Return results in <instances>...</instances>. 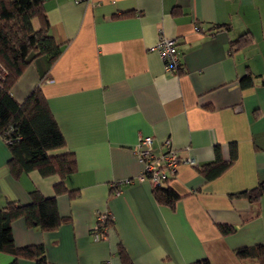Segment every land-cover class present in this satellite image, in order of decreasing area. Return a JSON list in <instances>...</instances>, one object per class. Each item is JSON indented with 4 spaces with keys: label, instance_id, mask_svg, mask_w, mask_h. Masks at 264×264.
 <instances>
[{
    "label": "crops",
    "instance_id": "0c3cea01",
    "mask_svg": "<svg viewBox=\"0 0 264 264\" xmlns=\"http://www.w3.org/2000/svg\"><path fill=\"white\" fill-rule=\"evenodd\" d=\"M42 1L62 52L52 65L36 58L12 95L21 102L42 89L65 141L57 153L74 154L65 185L76 193L56 196L63 222L53 231L12 221L14 247L41 246L45 264H122L120 251L132 264H261L235 252L264 247V193L257 201L238 195L264 181V0ZM160 38L176 41L181 71L165 70L154 49ZM140 136L152 138L156 156L169 141L194 162L179 164L168 182L180 196L172 207L155 200L150 180H138ZM231 146L234 162L205 181L197 168L215 149L227 161ZM9 156L0 138V208L30 203L34 190L53 196L58 177H13ZM101 213L110 221L94 240ZM220 224L234 232L222 235ZM14 262L38 264L0 251V264Z\"/></svg>",
    "mask_w": 264,
    "mask_h": 264
},
{
    "label": "trees",
    "instance_id": "16d2710c",
    "mask_svg": "<svg viewBox=\"0 0 264 264\" xmlns=\"http://www.w3.org/2000/svg\"><path fill=\"white\" fill-rule=\"evenodd\" d=\"M196 30L200 31L198 27ZM245 35L248 34H242L230 42V48L236 49L243 45L247 39ZM175 47L178 53L176 41ZM61 52L62 46L50 33L42 0H0V138L9 150L8 166L12 176L16 178L31 171H37L42 177L59 178L53 186V196L45 197L34 190L30 192V203L10 202L0 208V251L12 252L18 258H35L38 264H45L43 248L29 246L16 249L11 223L21 217L30 227H38L44 231L55 230L63 222L57 211L56 196L68 193L73 197L76 193V190H70L65 185V179L76 170V161L72 152L57 153L65 147L64 137L40 86L34 87L21 102L15 100L12 88L36 58L43 56L52 65ZM182 66L178 62L173 73L181 71ZM249 79V76L242 78ZM230 148V158L227 161L222 160L218 149H215L214 160L197 168L205 181L218 178L234 162L236 152L234 146ZM169 180H165L160 186H154L153 195L158 203L172 207L180 196L168 186ZM263 193L264 181L238 195L257 201ZM109 221L110 217H107V228ZM217 227L222 235L234 232V228L229 225L220 224ZM235 254L238 259L256 257L264 264L262 245L240 248ZM119 255L122 264H132L123 252L120 251ZM194 264L210 262L202 259Z\"/></svg>",
    "mask_w": 264,
    "mask_h": 264
},
{
    "label": "built area",
    "instance_id": "2783aa9c",
    "mask_svg": "<svg viewBox=\"0 0 264 264\" xmlns=\"http://www.w3.org/2000/svg\"><path fill=\"white\" fill-rule=\"evenodd\" d=\"M89 1V0H85ZM160 58L164 62V68L168 72H173L177 69L178 65V53L175 47V40L160 38L156 43L155 48ZM153 140L151 137L140 136L134 147V153L141 160L143 164L142 172L138 176V180L142 181L145 179L150 180L153 186H160L164 184L165 180H169L176 174V170L179 164L186 163L193 165L192 159H182L178 157L176 151L171 147L169 141L164 142L166 151L160 156L153 154ZM129 180H125L122 183H128ZM119 184L113 187L116 188ZM114 191H117L115 189ZM107 214H98L97 223L92 231L94 240H101L105 238L106 234V223ZM100 223V224H99ZM103 264H109L104 262Z\"/></svg>",
    "mask_w": 264,
    "mask_h": 264
}]
</instances>
